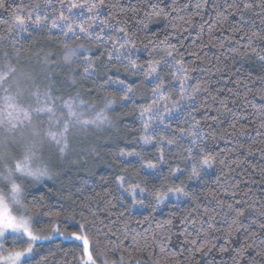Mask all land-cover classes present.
Masks as SVG:
<instances>
[{
	"label": "trees",
	"instance_id": "obj_1",
	"mask_svg": "<svg viewBox=\"0 0 264 264\" xmlns=\"http://www.w3.org/2000/svg\"><path fill=\"white\" fill-rule=\"evenodd\" d=\"M155 2L157 0H105L106 6L92 19L96 22L95 33L104 39L89 46L86 53L94 60L95 82L74 76L82 68L69 69L61 62L63 46L65 42L70 43L71 38L61 30H51L49 36L48 30L53 19L66 17L74 9L84 15L89 12V4H97L98 0H7L6 7L0 9L2 42L11 38L10 32L14 33L15 13L21 7L25 13L20 18L25 23L31 22L27 19V13L31 12L33 20L39 17L45 26L39 35L31 29V37L17 41V47L23 46L21 52L9 47L0 50V56L15 52L17 56L11 55L10 61L16 65L27 58L36 63H42L45 56L55 58V64L64 70L62 80L75 81L72 87L61 89L64 99L79 92L87 105L95 109L104 105L106 99L113 101L112 110L107 112L112 126L103 129L94 147L89 149L95 150L92 160L81 163L77 169L56 168L57 174L51 179L26 183L29 201L35 197L34 223L39 233L52 234L51 238L36 243L29 258L39 264H84L83 243L69 238L72 233L88 239L97 264L105 261L107 264H151L155 254L148 257L146 251H134L131 238L137 233L148 234L149 228L155 229L158 223L168 219L173 222V237L167 245L172 250L187 247L182 245L183 237L179 235L182 228L195 235L203 221V229L208 231L215 247L207 255L198 254V264H213V261L232 264L234 250L245 242L246 232H256L252 240L257 243L264 238V230L259 227L264 222L261 215L264 213V127H260L264 120V97L259 94L264 88V59H261L264 56V6H260L259 0H208L202 16H193V22L185 24L179 17L195 12L198 0H176L183 6L179 11L171 12L166 8L170 12L168 16L146 17L145 13L151 12L149 3ZM171 3L172 0H163V5ZM232 4L236 7H229L224 16L213 11L216 5L223 11ZM245 4L253 7L244 8ZM90 14L93 17V13ZM83 21L84 25L85 18ZM170 21L176 27L169 26ZM115 31L127 33L135 42L139 49L134 53L138 63L147 67L153 57L156 60L167 58L166 52L172 51L175 61L184 62L190 78L187 95H194L195 99L189 100L179 115L166 120L164 129L154 132L152 138L156 144L152 147L145 148L141 139L144 132L139 109L150 103L152 96L148 87L140 86L144 77L104 67L108 64V55H112L111 46L105 40ZM254 32L259 35L253 36ZM172 71L166 69L162 77L168 87H172ZM118 80L137 89L135 107L128 102H123L122 106L118 91L122 86L112 83ZM197 84L201 90L193 93L191 88ZM165 94L173 101L178 96L175 91ZM192 131H197L201 140L186 139ZM161 140L163 143L158 144ZM157 144L163 151V160L159 158ZM198 145L205 149L211 167L209 171L203 169L198 179H190L192 169L191 161L186 159L187 149L191 148L193 155L198 156ZM121 151L139 155L127 160L120 155ZM146 165H156L159 169L150 173L144 170ZM119 177H123L127 185L143 189L144 210H134L132 202L121 195ZM177 188L187 193L186 199L178 204L168 203L157 211L155 195L163 196L169 193L168 189L176 191ZM229 204L233 209H245L239 218L244 227L230 238L224 231L234 215L228 209ZM48 211L60 215H44ZM189 214L190 219L195 218V224L185 223L184 217ZM209 225L219 230L212 231ZM53 227H59L60 232L54 233ZM125 230L127 239L123 237ZM117 244L121 246L117 248ZM225 246L228 251L220 252ZM247 256L255 257V249H249ZM239 264H248L247 257Z\"/></svg>",
	"mask_w": 264,
	"mask_h": 264
},
{
	"label": "snow or ice",
	"instance_id": "obj_2",
	"mask_svg": "<svg viewBox=\"0 0 264 264\" xmlns=\"http://www.w3.org/2000/svg\"><path fill=\"white\" fill-rule=\"evenodd\" d=\"M187 2V0H186ZM7 0H0V9L6 7ZM260 6H264V0H259ZM208 5V0H198L195 4L196 11L190 15L180 16L179 19L185 24H191L193 22V16L201 15L203 10ZM75 5H72L74 7ZM105 0H98L97 4H89L88 11L93 13V18L99 12L101 7H104ZM151 12H146V17L155 16H168L169 11L166 8H170L171 12L179 11L183 6L172 0L170 5H163V0H157L155 3H149ZM36 7H39L37 5ZM83 7V5H81ZM235 8L236 5H228L223 11L216 5L213 11L218 16H224L228 8ZM244 8H252V4H245ZM121 11H124L121 9ZM136 12L137 9H132ZM25 10L21 7L15 13L17 19L14 24V30L17 33H28V36H32V32L29 31V25L24 22L20 16H23ZM27 19L31 21L36 29V34L39 35L45 30V26L42 24L41 19L36 17L33 20L32 13H27ZM45 19H47L45 17ZM59 23L56 19L53 20L51 27L60 28L62 34L67 36L68 33H73L77 40L84 39L89 46L92 44H98L104 39L99 33L93 37L90 29L94 27L90 22L87 27L83 24L73 25L70 17H64L61 15ZM169 26L176 27L175 24L169 22ZM183 26V25H181ZM144 27H147V20L144 22ZM79 29V32L76 29ZM49 36L52 35L51 29ZM123 32V29H120ZM13 34L12 32L9 33ZM259 33H253V36H258ZM251 45V40H250ZM12 48L17 53L22 51V45L17 47V44L13 40H7L6 42L0 41V50L6 48ZM64 47L69 49V45L65 42ZM83 47V45H81ZM113 52L117 55H108V64L105 68L115 67L117 71H124L127 75L144 77L140 82L141 87H148L151 91V102L139 109V116L142 118V127L144 135L141 137L144 144H151L153 133L149 132L151 122L158 120L164 123V117L166 114L172 112L174 109L179 110L181 103L186 100H194V95H186L189 92L188 81L189 77L186 74V66L183 61H175L173 59V52L167 51L166 57H162L160 60H156L154 57L151 61L145 65L137 62L134 53L138 51L135 42L124 34L122 42L114 43L112 45ZM155 51V49H153ZM151 56L152 54L149 53ZM5 56L7 53L5 52ZM264 59V56L261 57ZM56 63L55 58H49L45 56L42 58V66L38 70L32 72H17L16 68L10 64L6 66L5 70L0 71V90L3 91V95L0 96V264H39L38 261L29 259L33 255L36 242L47 237L39 235L40 229L37 228L34 223V213L37 211V205L32 201H29L28 196L25 193L24 185L27 182L37 183L44 179H51L57 173L51 164L44 161L43 156L46 149H54L61 158L69 151L70 137L75 131H86L90 127L102 128L105 124H110L108 116L105 114L109 110H112L113 101L106 99L104 108L100 110L96 115L91 118H84L83 112L87 110L89 105L85 102L84 98L79 92L69 99H64L60 94L61 89L72 87L75 83H65L63 80L57 79L52 75L57 69H53L51 65ZM63 63L69 69L82 68V71L74 73V76H79L84 80H91L95 82L96 70L94 69V60L91 56L84 53H77L75 49H69L63 56ZM163 64V67H161ZM166 69H173L171 75L173 76L172 87H168L163 82V75ZM121 85L118 89L120 98L123 102H128L131 107H135V99L137 96V89L130 84H126L123 80L112 81ZM178 85V87H177ZM104 90L108 91V87L104 86ZM200 86L197 84L191 88L193 93L199 92ZM177 92L178 99L170 101L166 92ZM259 94L264 97V88L259 90ZM57 101H60L57 104ZM196 127L195 125L193 126ZM235 128V125L232 126ZM260 127H264V120L261 121ZM190 136L195 138L199 135L198 132L192 131ZM18 142L20 144V154L18 156L13 155L9 150V142ZM163 143V140L158 144ZM171 143V141H169ZM157 144V147H158ZM199 147V145H198ZM161 155L160 159L163 160V151L159 149ZM251 151V148H249ZM187 160L191 161V177L190 179H198L203 169L211 167V163L208 159V155L203 147H199V155L194 156L191 148L187 149ZM121 156L139 155L138 153H125L120 152ZM199 162V168L197 167ZM149 168L154 169V165H149ZM118 186L126 192H129V188L125 187L127 181L123 177L117 179ZM4 189H7L6 191ZM141 195L143 189L140 190ZM172 192V189H168ZM176 191L183 193L182 188H177ZM133 204L144 205V199H139L137 193L133 190L130 191ZM156 208L159 209L160 205L165 203L166 196L155 195ZM146 199V197H145ZM40 200H44L41 196ZM221 204L224 202L221 201ZM228 209L234 212L231 218V223L224 231L230 238L233 233L238 232L243 226L239 218L244 215L245 209H233L232 205H228ZM220 213H217L219 215ZM47 216H59V212L48 211L44 213ZM225 215H227L225 213ZM264 215V213H261ZM147 220L148 217H145ZM185 223L195 224V218L190 219V214L184 217ZM172 220L168 219L161 223H158L155 229L149 228L148 234L137 233L132 236V242L134 245V251L147 252L148 257H152L155 254V258L151 260V264H198V254L207 255L215 247L213 240L209 237L208 231L203 229V221L201 227L196 230V234L188 232L186 228L180 230L179 235L183 237L182 245L187 247H181L176 250H172L167 247L173 237ZM260 229L264 230V222L259 225ZM81 228L83 226L81 225ZM212 231H218L215 226L209 225ZM54 233H59V227H53ZM62 234V233H61ZM76 240H83L84 253L87 254V259L84 264H97L96 259L93 256V251L90 250L89 241L86 237L71 234ZM115 235V233H113ZM257 235L256 232L250 234L246 232L245 242L235 249V255L232 257V264H239L241 260L247 257L248 264H264V238H261L259 243L256 240H252V237ZM123 237L128 238L127 230L123 232ZM11 239V246L6 247ZM120 240V237H117ZM251 240V243L248 241ZM117 244L116 247H120ZM255 249V257H248L247 253L249 249ZM115 250V249H113ZM127 251V249H125ZM220 252H227L228 248L221 247ZM131 255V253H129ZM259 257L260 259H256ZM147 259V257H146ZM120 260L123 261L124 257L121 256ZM107 264V261L104 262ZM213 264L215 262L213 261Z\"/></svg>",
	"mask_w": 264,
	"mask_h": 264
},
{
	"label": "rangeland",
	"instance_id": "obj_3",
	"mask_svg": "<svg viewBox=\"0 0 264 264\" xmlns=\"http://www.w3.org/2000/svg\"><path fill=\"white\" fill-rule=\"evenodd\" d=\"M91 15L92 14H90V12H88L86 14L84 12V15H83L82 11H80L78 9H74L66 17H70L71 22L74 26L82 24L84 22L83 20L85 18V20H86L85 24H84L85 27H87L89 22L94 25V27L92 29H90V31L93 34V37H95L96 22L92 21L93 17ZM56 20L59 23V19H56ZM27 24L29 25V30H31V29L36 30L33 23L29 22ZM50 29L52 31H55V30L59 31L60 30V28H54L53 29L51 27V25H50ZM76 31L79 32V29L77 28ZM27 36H28V33H17L14 31L11 38L8 40H13L15 43H17V41H19V40H21ZM110 36L111 37H109L108 40H105V41L107 44H109L111 46L112 55L115 56V55H117V53L113 52L112 45L114 43L122 42L124 39V35L121 32L115 31V32H112ZM66 37L71 38V42L68 43L69 49H75L77 53H84V54H86L89 51V45L84 39L77 40L73 33H68ZM0 41H2V40H0ZM81 45H83V47H81ZM69 49H66L63 46L62 55H61V62L62 63H63V56L67 51H69ZM11 55H13V58H15L17 56V54L15 52L7 53V56H5V53H4L3 56H0V71L5 70L6 66L9 64L11 66L15 67L18 73L19 72H32L34 70H38L42 66V63L33 62L32 60H29L28 58L25 60L19 61L18 63H20V64H18V65H16V63L12 64L10 61ZM51 67L53 69H57V71L53 72L52 75L55 76L57 79L62 80L63 75H64V70L61 68V66L59 64L53 63L51 65ZM188 84H189V81H188ZM177 87H178V85H177ZM2 95H3V91L0 90V96H2ZM186 95H187V93H186ZM176 99H178V96ZM170 101H173V100H170ZM0 102H2V101H0ZM104 103H105V101H104ZM188 103H189V100H186L185 102L181 103V105L179 106V110L174 109L172 112L166 114V116L164 117V123L166 120H169L172 117L179 115L183 106L188 105ZM103 108H104V105H102L100 108H96V109L94 107H88L87 110H85L83 112V116H84V118L91 119L96 115V113H98ZM105 114L107 115V113H105ZM108 119L111 122L109 117H108ZM164 123H161L158 120H153L151 122L149 132L154 134V132H156V130L164 129L166 126ZM110 126H112V123L105 124L102 128L90 127L86 131H75L74 130V134L70 137L69 151L64 155V157L61 158L59 156V154L56 152V150H54V149H51V150L46 149L44 152V156H43L44 161L51 164L54 168V171L56 170V168L61 169L62 167L64 168L67 166H71L73 169L79 168L81 163L86 164L90 160H92L91 157L92 158L95 157V150L92 149L90 151L89 149L94 147L95 142L99 137L98 134L101 131H103V129H106L107 127H110ZM186 139L190 140L191 142L194 141V138L192 136H188V137L186 136ZM196 139L201 140L200 134L195 138V140ZM152 141L153 142L151 144L146 145V144H144V142L142 140L145 148L152 147L156 144L154 142L153 138H152ZM9 150L12 152L13 155L18 156L20 154V144L18 142L10 141L9 142ZM123 158L128 160V159H135V158H137V156L136 155L123 156ZM154 166H155V168L152 169V168H149L148 165H146L144 167V170H146L150 173H155L159 168L156 165H154ZM206 169L208 171L210 170L209 167L205 168V170ZM25 187H26V184L24 185V190L26 192ZM125 187L129 188L130 191L134 190L137 193V197L139 199H145L146 195H145L144 191H143V194L141 195V191H140L141 189L138 186L125 184ZM118 188H119L121 195L124 198L129 199L133 204V200H132V196L130 195V191L129 192L123 191L119 186H118ZM4 190L6 191L7 189H4ZM163 196H166L167 199L165 200L164 204L160 205V207L157 211L162 210V208H164L168 203L178 204V203H180L186 199V196L184 194L178 192V191H172V192H169ZM133 208H134V210H137V211L144 210L145 205L133 204ZM39 235H41L42 237H47V238L52 237V234L39 233ZM76 235L83 236V235H80L77 233H76ZM68 237L71 239H75L71 234L68 235ZM47 238H43V240L47 239ZM77 241L83 243V240H77ZM10 246H11V239H9V243H8V245H6V247H10ZM86 259H87V254L84 253L83 262L86 261ZM135 264H148V263H145V262L139 263L138 262Z\"/></svg>",
	"mask_w": 264,
	"mask_h": 264
}]
</instances>
